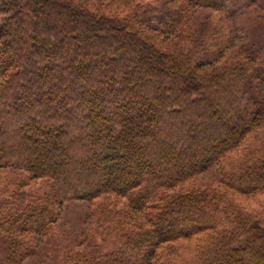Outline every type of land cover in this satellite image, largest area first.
I'll return each mask as SVG.
<instances>
[{
  "label": "trees",
  "instance_id": "obj_1",
  "mask_svg": "<svg viewBox=\"0 0 264 264\" xmlns=\"http://www.w3.org/2000/svg\"><path fill=\"white\" fill-rule=\"evenodd\" d=\"M235 1L0 0L5 264L74 197L98 241L61 264H264V148L244 147L264 122V70L234 51ZM210 167L218 186L193 183Z\"/></svg>",
  "mask_w": 264,
  "mask_h": 264
},
{
  "label": "rangeland",
  "instance_id": "obj_2",
  "mask_svg": "<svg viewBox=\"0 0 264 264\" xmlns=\"http://www.w3.org/2000/svg\"><path fill=\"white\" fill-rule=\"evenodd\" d=\"M76 1L115 13L131 11L135 2V0ZM233 16L231 26H233V34L236 35L237 46L234 51L244 52L252 47L257 52L260 69L264 70V0H236ZM232 56H227L225 62L233 60ZM244 147L248 150L264 148V122L247 136ZM4 176L14 178L16 175L13 171L0 169V179ZM218 180L217 168L210 167L197 174L193 178V183L216 187L219 185ZM113 203L111 207L117 211L126 208V201L122 198H115ZM90 209L91 203L88 200L75 197L65 200L59 217L51 226L49 233L42 237L35 252L21 264H61L64 258L76 250L83 253L94 251L98 238ZM0 264H5L1 244Z\"/></svg>",
  "mask_w": 264,
  "mask_h": 264
}]
</instances>
